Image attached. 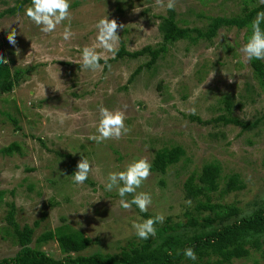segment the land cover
I'll return each mask as SVG.
<instances>
[{
	"label": "rangeland",
	"instance_id": "rangeland-1",
	"mask_svg": "<svg viewBox=\"0 0 264 264\" xmlns=\"http://www.w3.org/2000/svg\"><path fill=\"white\" fill-rule=\"evenodd\" d=\"M15 1L0 0V12L15 6ZM70 4L69 19L47 35L24 15L28 5L0 19V55L13 71L25 75L12 92H0V191L5 192L0 206V259L14 257L20 250L5 234L11 204L16 207V223L35 229L34 239L63 222L84 231L95 242L80 258L93 253L117 255L133 243H142L131 232V224L137 217L146 218L135 205L131 211L122 209L117 192L105 190L106 178L134 159L145 158L151 164L163 147L182 146L186 156L165 175L151 171L137 189L152 196L148 212H163L172 223L187 222L186 213L197 215L196 203H185L184 183L191 172L213 162L222 168L220 190L227 188L233 174L240 175L245 185L225 196L213 193L214 201L236 204L244 215L263 206L264 126L243 131L193 119L209 121L222 114L226 94L235 100L234 117L253 122L264 114V91L240 52L250 29L224 27L210 40L180 41L129 83L149 57L125 56L103 72L81 70L83 47L96 44L94 25L106 16L124 25L117 32L118 51L157 48L162 42L159 26L169 10L155 0H70ZM258 5L259 0H176V19L181 27L205 29L211 18L241 16L245 8ZM69 24L74 36L64 41L61 34ZM11 30L17 32L15 47L6 39ZM104 55L113 59L110 53ZM100 105L125 111L130 132L119 141L97 145L88 139L96 133ZM15 143L19 151L3 152ZM82 157L94 171L78 186L71 175ZM42 250L56 260L64 258L56 241ZM250 250L248 258L235 264L262 263L260 254Z\"/></svg>",
	"mask_w": 264,
	"mask_h": 264
},
{
	"label": "trees",
	"instance_id": "trees-1",
	"mask_svg": "<svg viewBox=\"0 0 264 264\" xmlns=\"http://www.w3.org/2000/svg\"><path fill=\"white\" fill-rule=\"evenodd\" d=\"M30 3L31 0H16L15 6L0 12V19L16 15ZM260 11H264V5L245 8L243 15L230 19L211 18L207 28L201 29L179 26L176 10H169L168 16L162 17L159 26L162 42L157 48L146 46L140 51L129 52L122 47L117 57L108 59L107 63L111 64L125 56L130 59L149 57V61L140 66L129 80V83H132L144 67L152 69L176 43L184 40L192 43L203 39L210 40L224 27L250 29L249 25ZM261 29L264 30V23L261 24ZM248 38L246 37L247 40ZM100 63L103 64L105 61L101 59ZM250 66L254 80L264 91V62L253 59L250 61ZM24 76V71L19 69L13 71L9 63H0V92H12ZM247 89H251L250 86ZM222 101L225 104L223 113L215 119L209 121L195 117L193 119L202 125H233L241 127L243 131H253L260 125L264 126V114L253 122H245L233 115L236 107L233 96L226 94ZM13 121L17 123L16 120ZM19 148L20 146L15 143L3 152L11 155L14 151H19ZM185 156L186 151L182 146L163 147L156 152L151 163V171L165 175L169 167L177 165ZM221 178L222 168L217 162L204 164L200 172L196 170L191 172L184 183V193L186 199L196 203L197 215L186 213L189 219L185 223L182 221L172 223V218L168 216L162 225H156L157 234L154 238L144 240L140 244L133 243L130 248L122 249L117 255L93 253L89 257L80 258L95 241L86 236L84 231L75 229L65 222L34 239L35 229L29 226L22 228L16 223V207L11 204L12 209L7 216L8 228L5 234L13 238L20 250L14 257L0 259V264H235L237 260L248 258L251 255L250 249L259 253L262 260V263L260 260H255L250 264H264V205L244 215L242 208L236 204L214 201L213 193L220 191L221 195L225 196L245 188L240 175L233 174L228 179L227 188L220 190ZM4 197L5 192L0 191V206ZM142 215L146 219L155 216L150 212ZM38 225L37 222L36 226ZM50 241L58 243L63 259L56 260L42 250V247ZM187 247H192L196 252L198 257L196 261L188 260L183 256L182 252Z\"/></svg>",
	"mask_w": 264,
	"mask_h": 264
},
{
	"label": "clouds",
	"instance_id": "clouds-1",
	"mask_svg": "<svg viewBox=\"0 0 264 264\" xmlns=\"http://www.w3.org/2000/svg\"><path fill=\"white\" fill-rule=\"evenodd\" d=\"M155 4L160 7H166L168 10H175L176 0H155ZM260 5H264V0H259ZM70 0H31L29 6L24 9V15L28 20L39 28V31L45 35L55 32L58 25H61L70 17ZM135 11V10H134ZM264 23V11L257 13L255 19L249 25L251 35L247 42L240 48L246 61L262 60L264 61V30L261 29V24ZM96 29V44L92 47L85 46L81 51L79 60L81 70L92 72H103L107 67L111 70V65L107 63V58L104 53H110L112 58L118 54V44L120 37L117 32L124 25L118 24L115 19H109L108 16L100 18L94 25ZM62 39L69 41L74 33L71 31L69 24L62 32ZM17 32L11 30L6 39L10 45L16 46ZM100 48L103 51L98 52ZM212 49H209L211 52ZM19 49H16V54ZM101 59L105 63L101 64ZM0 63L8 64L7 59L0 55ZM194 111V110H193ZM98 121L96 124V133L88 137L97 145L109 140L119 141L123 136L130 132V129L125 125V111L116 109L109 110L107 107L100 105L97 109ZM152 165L145 158L134 159L127 164L122 171H110L106 178L105 190L116 191L120 197L119 205L126 211H131L133 205L139 209L140 213H147L152 205V196L148 192H137L145 181L151 175ZM76 171L71 175L72 182L75 185H83L89 178L90 173L94 171L92 163L85 157L77 163ZM131 195L132 199H126ZM185 203L191 206L192 201L186 200ZM163 212L156 214L148 219L137 217L136 221L131 224V232L140 240H149L157 234L156 225L163 224L165 221ZM180 253H178L179 255ZM183 256L192 261L197 260L196 252L192 247H187L182 252ZM169 255L171 253L169 252Z\"/></svg>",
	"mask_w": 264,
	"mask_h": 264
}]
</instances>
